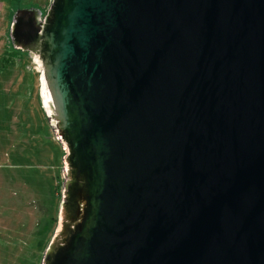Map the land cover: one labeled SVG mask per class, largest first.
<instances>
[{
  "label": "water",
  "instance_id": "obj_1",
  "mask_svg": "<svg viewBox=\"0 0 264 264\" xmlns=\"http://www.w3.org/2000/svg\"><path fill=\"white\" fill-rule=\"evenodd\" d=\"M10 37L66 151L41 264H264V0H52Z\"/></svg>",
  "mask_w": 264,
  "mask_h": 264
},
{
  "label": "rangeland",
  "instance_id": "obj_2",
  "mask_svg": "<svg viewBox=\"0 0 264 264\" xmlns=\"http://www.w3.org/2000/svg\"><path fill=\"white\" fill-rule=\"evenodd\" d=\"M51 1L6 0L0 17V264H41L58 226L66 151L42 103L41 71L10 37L18 9L45 13Z\"/></svg>",
  "mask_w": 264,
  "mask_h": 264
},
{
  "label": "crops",
  "instance_id": "obj_3",
  "mask_svg": "<svg viewBox=\"0 0 264 264\" xmlns=\"http://www.w3.org/2000/svg\"><path fill=\"white\" fill-rule=\"evenodd\" d=\"M6 10V11H5ZM7 6H6V0H0V17L1 16H7Z\"/></svg>",
  "mask_w": 264,
  "mask_h": 264
}]
</instances>
